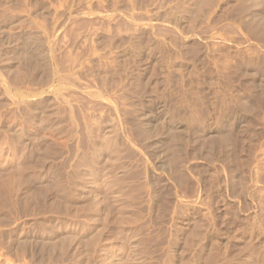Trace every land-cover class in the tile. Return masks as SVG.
<instances>
[{"label": "rangeland", "instance_id": "obj_1", "mask_svg": "<svg viewBox=\"0 0 264 264\" xmlns=\"http://www.w3.org/2000/svg\"><path fill=\"white\" fill-rule=\"evenodd\" d=\"M0 264H264V0H0Z\"/></svg>", "mask_w": 264, "mask_h": 264}, {"label": "bare ground", "instance_id": "obj_2", "mask_svg": "<svg viewBox=\"0 0 264 264\" xmlns=\"http://www.w3.org/2000/svg\"><path fill=\"white\" fill-rule=\"evenodd\" d=\"M29 38H30V37H29ZM32 38H33V37H32ZM27 40H28V38H27ZM20 41H21V40H20ZM27 43H29V42H27ZM27 43H24V44H27ZM38 43H39V42H38ZM24 44H23V45H24ZM39 44H40V43H39ZM22 48H23V50H21V51L19 50V51L21 52V54L18 55V57H19L21 60H22V59H26V62L28 61V63H32V62H34L35 59H32V58H34V57H32L33 54H32V56H31L32 50H34V46H33V47H29L28 45H25V47L23 46ZM35 48H36V47H35ZM35 50H36V49H35ZM37 51H39V50H37ZM39 52H40V51H39ZM34 53H35V51H34ZM16 54H19V53L16 52ZM36 54H37V53H36ZM34 55H35V54H34ZM28 56H31V57H28ZM40 58H41V57H40ZM44 58H45V57H44ZM21 60H20V61H21ZM36 60H38V59H36ZM36 60H35V61H36ZM40 60H41V59H40ZM23 61H24V60H23ZM21 62H22V61H21ZM40 62H41V61H40ZM23 63H25V61H24ZM45 63H46V62H45ZM34 64H35V63H34ZM41 64H42V63H41ZM26 65H27V64H26ZM43 65H44V64H43ZM37 66H38V65H37ZM39 66H40V65H39ZM39 66H38V67H39ZM44 66H45V65H44ZM35 67H36V66H35ZM40 67H41V66H40ZM14 69H15V68H14ZM15 70H16V69H15ZM15 70H14V71H15ZM17 70H19V69H17ZM17 70H16V71H17ZM20 70H22V69H20ZM20 70L17 71V72H19L20 76H22L24 73L21 75L22 72H21ZM16 71H15V73L17 74L16 76H18V73H17ZM23 76H24V75H23ZM16 78H17V77H16ZM18 78H20V77H18ZM58 97H59V96H58ZM63 100H64V99H63ZM21 104H22V103H21ZM29 110H30V109H29ZM27 113H28V112H27ZM46 148H47V147H46ZM52 150H53V149H52ZM45 151H46V150H45ZM48 152H49V151H48ZM52 152H53V151H52ZM43 154L45 155V158H47L48 155L46 156V153H44V152H43ZM47 154H49V153H47ZM50 155H51V153H50ZM38 156H41V158L39 157L38 159H43V156H42L41 154H39ZM164 156H165V155H164ZM45 158H44V159H45ZM38 159H36L37 162H38ZM44 159H43V162L45 161ZM47 159H48V158H47ZM47 159H46V160H47ZM35 162H36V161H35ZM37 162L34 163V166L37 165ZM40 162H41V161H40ZM160 162H163V161H160ZM41 163H42V162H41ZM38 164H39V163H38ZM38 166H39V165H38ZM166 166H167V165H166ZM163 168H164V166H163ZM166 168H167V167H166ZM168 168L170 169V167H168ZM78 174H79V173H78ZM80 177H81V176H80ZM49 179H50V178H49ZM55 179H56V178H55ZM59 179H60V178H59ZM53 180H54V179H53ZM68 180H69V179H68ZM61 181H62V180H61ZM61 181H60V182H61ZM55 182H56V181H55ZM58 182H59V181H57L55 184H58ZM63 182H64V181H63ZM63 182H62V183H63ZM51 183H52V181H51ZM78 183H79V182H78ZM52 184H53V183H52ZM63 184H67V183H63ZM63 184H61V185L64 187L65 185H63ZM67 185H68V184H67ZM52 186H53V185H52ZM52 186H51V187H52ZM55 186H57V185H55ZM55 186H54V187H55ZM58 186H60V183H59ZM60 187H61V186H60ZM57 188H58V187H57ZM67 189H69V188L67 187ZM67 189H65V190H67ZM79 189H80V188H79ZM84 189H85V187H84ZM60 190L62 191L63 189L61 188ZM60 190H59V191H60ZM57 191H58V190H57ZM67 192H69V191L67 190ZM63 193H64V191H63ZM70 193H71V192H70ZM80 193H81V192H80ZM71 194H72V193H71ZM62 195H63V194H62ZM65 195H68V194H65ZM61 197H62V196H61ZM65 197L67 198V196H65ZM72 197H73V196H72ZM68 198H70V196H69ZM86 198H87V197H86ZM68 202H69V201H68ZM69 204H70V203H69Z\"/></svg>", "mask_w": 264, "mask_h": 264}]
</instances>
